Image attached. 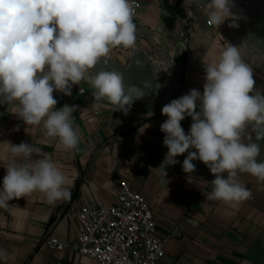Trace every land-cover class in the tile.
<instances>
[{"label": "crops", "instance_id": "1", "mask_svg": "<svg viewBox=\"0 0 264 264\" xmlns=\"http://www.w3.org/2000/svg\"><path fill=\"white\" fill-rule=\"evenodd\" d=\"M139 1L135 46L112 48L108 64L93 67L86 75L121 73L126 89L143 88L146 95L133 103L149 106L148 113L137 108L125 113L106 100L100 102L105 107L93 109L94 89L87 80L73 85L71 96L54 91L56 109L76 106L73 127L80 141L75 149L66 150L59 138L45 135L42 124L26 125L12 106L0 103V189L8 165L13 159L21 161L11 155L9 144L23 142L38 150L33 159L51 157L71 192L70 198L55 204L36 191L0 207V249L4 250L0 264H99L70 247H50L42 238L73 240L79 208L111 204L121 180L142 193L153 211L155 235L164 238L162 264H264V181L238 173L237 180L252 197L232 207L206 199L215 176L203 162L194 160L195 171H183L188 152L166 167L165 177L158 169L168 152L160 130L167 119L162 107L191 89L203 92L205 68L218 61L228 46V34L202 19L190 18L189 13L197 10L194 0L188 7L185 0ZM253 79L254 92L264 95V82ZM79 86L84 91L79 92ZM191 123L188 116L181 121L186 134ZM242 141L259 144L257 161L264 162V139L257 140L252 124L242 133Z\"/></svg>", "mask_w": 264, "mask_h": 264}, {"label": "clouds", "instance_id": "2", "mask_svg": "<svg viewBox=\"0 0 264 264\" xmlns=\"http://www.w3.org/2000/svg\"><path fill=\"white\" fill-rule=\"evenodd\" d=\"M233 7L231 0H208V24L218 27L227 19L234 21ZM134 15L131 0H0V103L12 106L26 125L42 124L45 135L59 138L66 150L75 149L80 141L73 127L76 106L56 109L54 91L71 96L72 86L87 80L94 89L93 109L105 107L100 102L106 100L125 113L146 95L143 88L126 89L119 72L86 75L112 48L135 46ZM205 73L202 93L191 89L162 107L167 119L160 130L168 152L158 169L165 177L166 167L188 152L182 164L185 173L194 172L193 161L199 160L215 176L206 199L235 207L252 197L237 180L238 173L264 181V162L257 161L259 144L242 141L249 124L257 140L264 139V95L254 92L252 69L240 47L228 44ZM186 116L192 118L187 134L181 126ZM9 151L21 161L13 159L6 168L0 207L36 191L50 204L70 198L66 177L51 157L33 159L38 150L23 142L9 144Z\"/></svg>", "mask_w": 264, "mask_h": 264}, {"label": "built area", "instance_id": "3", "mask_svg": "<svg viewBox=\"0 0 264 264\" xmlns=\"http://www.w3.org/2000/svg\"><path fill=\"white\" fill-rule=\"evenodd\" d=\"M137 20L141 3L131 0ZM187 30V28H186ZM107 62L106 57L103 58ZM78 91H84L79 86ZM136 109L132 103L129 111ZM78 233L71 241L45 235L42 242L50 247L72 248L99 264H162L164 238L155 235L156 221L144 195L121 180L114 202L109 205H82L78 210Z\"/></svg>", "mask_w": 264, "mask_h": 264}, {"label": "rangeland", "instance_id": "4", "mask_svg": "<svg viewBox=\"0 0 264 264\" xmlns=\"http://www.w3.org/2000/svg\"><path fill=\"white\" fill-rule=\"evenodd\" d=\"M234 5L231 8L236 17L227 19L218 26L219 32L228 34V44L240 47L243 61L252 69L253 78L264 82V0H231ZM197 10L191 11L190 18L202 19L208 23L207 4L208 0H194ZM138 19V18H137ZM236 26L232 27L231 24ZM104 57L97 65L108 64L104 62ZM143 114L148 113L149 106H136Z\"/></svg>", "mask_w": 264, "mask_h": 264}]
</instances>
